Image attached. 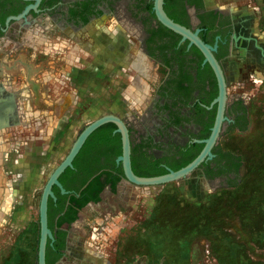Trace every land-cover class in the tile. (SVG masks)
Returning <instances> with one entry per match:
<instances>
[{
	"label": "rangeland",
	"instance_id": "1",
	"mask_svg": "<svg viewBox=\"0 0 264 264\" xmlns=\"http://www.w3.org/2000/svg\"><path fill=\"white\" fill-rule=\"evenodd\" d=\"M202 1L207 8L229 10L235 19L246 18L258 39L264 40V0ZM86 28L71 36L79 46H113L108 37L106 41L98 37V29L104 28L120 33L127 48L90 62L86 54L77 56L86 64L81 78L66 86L59 81L49 84L52 97L73 94L65 112L57 111V117L52 115L46 122L31 117L26 124L0 131V264H18L17 260L29 264L28 247L37 229L43 186L81 129L108 113L140 115L166 74L165 66H170L166 60L162 59L166 64L162 65L140 55L135 37L115 19L91 21ZM238 44L221 60L229 99L238 98L245 128L237 131L225 126L218 143L240 158V167L230 173L236 184L228 185L223 177L229 172L207 176V166L160 185H135L121 178L113 189L105 186L98 201L78 209L72 225L76 234L60 264H264V63L245 54L243 40ZM117 61L121 66L116 69L106 64ZM95 62L106 65L98 68ZM204 79L199 91L212 81ZM127 92L130 97L125 100ZM56 118L60 126L47 139L49 123ZM178 183L194 192L203 185L205 193L186 197L177 190ZM155 189L159 192H150ZM118 198L125 199L126 208L115 215L108 208Z\"/></svg>",
	"mask_w": 264,
	"mask_h": 264
},
{
	"label": "flooded vegetation",
	"instance_id": "2",
	"mask_svg": "<svg viewBox=\"0 0 264 264\" xmlns=\"http://www.w3.org/2000/svg\"><path fill=\"white\" fill-rule=\"evenodd\" d=\"M200 1L201 5L190 3L189 0H165L164 8L167 3L181 16L182 24L193 30L199 28L201 37L206 26H211L204 34V40L212 45L216 44L214 53L219 59L223 71L224 66L221 59L228 57L235 46L240 47L238 44L240 40L244 41L245 54H251L250 56L255 62L258 59V62L264 63V40L258 39L252 31L251 23L246 18L235 19L229 10L223 7L210 9L204 6L202 0ZM30 2L32 1L0 0V88L2 86L0 95H4V98L13 95L11 98L13 99L11 102L13 109L11 107L12 110L3 116L6 118H3V121L0 120L2 122H0V127L4 124L6 127L19 123L26 124L31 121V117L34 119L36 117L40 122L52 115L55 116L57 111L65 112L70 106V102L66 103L69 97L66 96L64 99L63 95L52 97L49 93V84L59 81L66 86L69 81L81 78V72L86 68V64L81 63L77 56L81 57L86 54V58L90 62L93 58L99 59L100 56L108 55L112 51L114 55L116 49L120 52L127 48V45L120 39V33L116 31L113 33L104 28L98 29V37L104 41H106L105 37L109 38V42L115 41V44L112 42L113 46L111 45L108 49L102 47L91 49L85 45L79 46V43L74 42L71 36L88 27L91 21L103 22L115 19L121 28L135 37L138 43L136 48L140 55L162 65H166L164 60L170 63V66H165L167 71L162 81L154 87L148 108L140 115L128 114L122 117L129 129L131 150L132 146L142 140L146 141L150 136L154 138L155 142L163 141L162 146L164 147L168 146L171 138L176 143L182 144L188 140L191 141L194 136H190L188 133L183 134L187 128L193 132L199 129V125L192 118L194 112L193 109H190L191 105L198 99L199 94L204 93V89L210 88L211 84L209 82L206 87L204 84L199 91L200 82L197 83L194 78L193 81L197 85H194L195 90L193 89L188 105L180 107L181 102H177L171 106L172 110L180 107L183 118L179 126H167L168 119L171 117V108H164V105L166 102L172 103L174 99L170 98L169 93H165L166 90L161 89V86H165L169 79L180 74L181 69L191 70L193 76L196 77L195 60L197 57L194 50L191 49L194 44L189 45L187 40L181 39V35L157 19L153 10V0H41L37 5V10L31 8L25 15L16 17ZM210 12L212 15L209 14ZM240 25L241 29H236ZM68 29L73 32L68 33ZM86 31H90V28ZM88 38L90 39V37ZM167 42H171V46H167ZM92 43L94 42L92 41ZM248 45L252 46L251 50H248ZM254 49L258 51L255 55ZM89 55L92 58H89ZM177 59H179L178 62H176ZM114 63L116 62L106 64L114 69L116 66H121V61H117V64ZM100 64L103 65L105 62H95V66L98 68ZM225 77H227L226 74ZM163 93L165 94L163 95ZM237 99L233 100L232 97L229 99L228 96L225 112L227 120L224 121V127L235 125L236 119H238V123L244 121V111L240 108L241 106L239 107L241 104ZM242 104L244 105L246 102L242 100ZM22 112L26 113L21 115ZM36 112L39 115H35ZM53 122L58 121H50L51 124ZM2 129L0 128V131ZM148 152L154 153L155 157L163 154V150H156L154 147L149 148ZM134 154L137 165L142 166L147 161L144 156L139 155L140 152ZM210 166H216V163L211 162ZM66 168L58 176L64 191L54 183L51 187L53 195L48 194L47 198V226L52 236H48L46 240L45 264H60L69 250L71 236L76 234L72 230L76 218L72 221L68 219L74 208H77V202L71 197L75 195L79 198L83 186L77 188L79 176L67 171ZM230 173L232 171L223 177H233L234 175ZM40 230L38 216L32 245L28 247L30 250V253L27 254L29 264H38Z\"/></svg>",
	"mask_w": 264,
	"mask_h": 264
},
{
	"label": "trees",
	"instance_id": "3",
	"mask_svg": "<svg viewBox=\"0 0 264 264\" xmlns=\"http://www.w3.org/2000/svg\"><path fill=\"white\" fill-rule=\"evenodd\" d=\"M169 1V0H166ZM190 3L201 5L200 0H189ZM168 14L177 22H182L181 16L170 8L169 5H165ZM212 15V12L209 13ZM202 17V15H201ZM211 26H206L204 34L209 30ZM203 34V39L204 38ZM206 36V35H205ZM192 50L197 57L195 60L196 77L193 76L191 70L181 69V73L177 76L169 79L165 86H161V89L166 90L165 93H169V97L174 99L172 103H165L164 108H171L173 104L181 102L180 107L188 105V100L192 98L193 89L195 90L194 78L197 83L203 81V78H212L210 81V88L204 89L203 94H199L198 99L191 105L190 109H193L194 115L192 118L199 125V129L196 132L186 129L183 134L188 133L190 136L197 138H205L210 133V127L213 124L216 112V104L211 108H207L211 100L217 94V81L213 70L206 62L202 65L203 54L200 49L192 45ZM197 85V84H196ZM205 88V87H204ZM163 93V95L165 94ZM167 95V94H166ZM178 109L171 108V117L168 119L167 126H179L182 120V112ZM232 125L238 129H244L245 126L242 123ZM116 124L113 122H107L99 126L94 130L80 151L77 153L73 160V166H68L67 171L75 173L79 178L76 184L77 188L83 186L80 191V197L73 195L72 200L77 202V208H74L72 214L68 218L70 221L74 220L77 216V211L82 206L90 201L96 202L100 199V193L105 186H109L113 189L116 183L123 178V170L121 162H117L116 158L122 152L121 135L119 132H115ZM169 141L168 146H162L163 141H154L151 136L146 140H142L140 143L132 146L131 161L132 168L135 173L144 176L159 175L168 172L167 167L174 170L189 163L202 149L203 142L187 141L184 144L176 143L173 138ZM146 147V149H143ZM154 147L156 150H163V154L159 157H155L154 153H149L148 149ZM135 152H140V156H144L147 160L142 166L137 165ZM215 156L212 159L204 161L201 166H207V176L214 174L231 172L234 169H238L241 165L239 156L231 151L222 149L218 144L213 148ZM105 157V158H102ZM211 162L216 163V166H210ZM217 167V168H216ZM235 178H228V185L236 184ZM20 258V256H18ZM18 264H22L17 260Z\"/></svg>",
	"mask_w": 264,
	"mask_h": 264
},
{
	"label": "water",
	"instance_id": "4",
	"mask_svg": "<svg viewBox=\"0 0 264 264\" xmlns=\"http://www.w3.org/2000/svg\"><path fill=\"white\" fill-rule=\"evenodd\" d=\"M26 1L32 2H30L24 8L23 12L16 17L25 15L31 8L37 10V5L41 0ZM164 2L165 0H153V10L157 19L163 25L181 35V39L187 40L189 45L194 44L195 46H197L203 54L202 62H207L214 72L218 90L216 96L212 99L210 104L206 105L207 108H211L216 104L215 118L212 126L210 127V133L205 138L193 137L191 139L192 142H203L204 145L200 152L186 165L176 170L167 167L168 172L166 173L144 176L135 173L132 168L130 133L124 118L114 113H108L94 119L93 121L85 125L77 135L76 139L73 141L69 152L61 160V162L53 168L43 186L39 199V219L41 230L38 249V264H45L46 240L48 236H52L51 231L47 226V198L48 194L53 195L51 187L55 183L59 187H61L62 191H64V188L62 187L58 176L66 167L73 166V160L77 153L80 151L81 147L84 145L90 134L102 124L107 122H113L116 124V128L114 131L120 133L122 143V152L116 158V161L121 162L124 175L123 178L135 185H160L169 181L180 180L188 176L192 171L199 168L204 161L212 159L215 156L213 148L219 143L220 135L222 134L224 129V121L227 120L225 112L228 101V90L225 73L219 59L214 53V51L216 50V44L212 45L205 41L199 34V28L193 30L187 27L185 24L177 22L172 17H170L164 8ZM25 113L26 112H22L21 115H24ZM35 115L39 114L37 113ZM53 125L54 126L49 125L50 127L48 129V132L51 133V131H53V129L55 128V123H53ZM5 127L6 125L4 124L0 128Z\"/></svg>",
	"mask_w": 264,
	"mask_h": 264
},
{
	"label": "crops",
	"instance_id": "5",
	"mask_svg": "<svg viewBox=\"0 0 264 264\" xmlns=\"http://www.w3.org/2000/svg\"><path fill=\"white\" fill-rule=\"evenodd\" d=\"M114 64H117V63H114ZM129 92H127V93H123V95L125 96V100H126V96L128 97V99H129V97H130V95L128 94ZM143 96L145 95V93L143 92V94H142ZM73 96V94L71 93L70 95H69V98H67V101H66V103L68 104L69 102H70V99H72L71 97ZM68 97V96H67ZM149 103H150V101L146 104V105H144L143 106V108H142V111H145V109H147L148 108V105H149ZM112 110H116V109H112ZM51 115V114H50ZM50 118V120H52V118L51 117H49ZM56 120H58L57 118H56ZM49 125L50 126H54L53 124H51V123H49ZM58 126H60L59 125V122H56L55 123V128L53 129V131H51V133L49 132V133H47V135H46V133H45V137H47V139H50L51 138V136L53 137L54 136V130L55 129H57L58 128ZM49 127V126H48ZM231 129H235V130H240V129H238V128H236V127H230ZM203 178L206 180L207 178L206 177H204L203 176ZM203 179V180H204ZM184 183H178L177 185H175L176 186V188H177V190L179 191V192H181L183 195H185L186 197H194V196H197V195H204V193H205V189H204V187H203V185H201V186H199V188H198V190L196 191V192H194L192 189H190L189 187H185L184 185H183ZM158 189H155V190H152V191H150L151 193H154V192H159V191H157ZM113 202H114V206H110V208H108V211L110 212V213H112V214H115V215H119V213H120V211H121V209L122 208H126L125 207V205H126V202H125V199H117L116 201L113 199Z\"/></svg>",
	"mask_w": 264,
	"mask_h": 264
},
{
	"label": "bare ground",
	"instance_id": "6",
	"mask_svg": "<svg viewBox=\"0 0 264 264\" xmlns=\"http://www.w3.org/2000/svg\"><path fill=\"white\" fill-rule=\"evenodd\" d=\"M87 29V28H86ZM84 34V33H83ZM111 34V33H110ZM86 36V35H85ZM111 37V36H110ZM85 39V38H84ZM86 40V39H85ZM114 42V44H115V41H113ZM66 47H67V45H66ZM71 49V48H70ZM69 53V52H68ZM66 56V55H65ZM259 73V72H258ZM1 88H2V86H1ZM0 88V94H1V92H2V89ZM6 93V92H5ZM10 95V94H9ZM4 96V95H3ZM3 96H1L0 95V120H2L4 117L3 116H5V114H8L9 112L8 111H10V110H12L13 109V106H12V104H11V102H12V100L13 99H11L12 98V94H11V97L9 96V97H7V98H4ZM11 104V105H10ZM14 105V104H13ZM11 107H12V109H11ZM8 112V113H7ZM6 118V117H5ZM4 118V119H5ZM8 118V117H7ZM3 121V120H2ZM1 122V121H0ZM2 123V122H1ZM5 188V187H4ZM7 190H8V188H7ZM1 195V194H0ZM5 195V194H4ZM4 195H2V196H4ZM0 205H2V204H0ZM104 261V260H103ZM97 263V262H96ZM102 263V262H101ZM100 263V264H101Z\"/></svg>",
	"mask_w": 264,
	"mask_h": 264
}]
</instances>
